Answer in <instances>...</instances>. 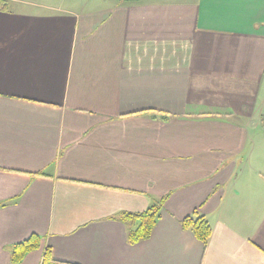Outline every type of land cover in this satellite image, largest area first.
Returning a JSON list of instances; mask_svg holds the SVG:
<instances>
[{
    "label": "crops",
    "instance_id": "crops-1",
    "mask_svg": "<svg viewBox=\"0 0 264 264\" xmlns=\"http://www.w3.org/2000/svg\"><path fill=\"white\" fill-rule=\"evenodd\" d=\"M33 234L19 264H264V0H0V264Z\"/></svg>",
    "mask_w": 264,
    "mask_h": 264
},
{
    "label": "trees",
    "instance_id": "trees-1",
    "mask_svg": "<svg viewBox=\"0 0 264 264\" xmlns=\"http://www.w3.org/2000/svg\"><path fill=\"white\" fill-rule=\"evenodd\" d=\"M126 1L137 2L140 0H126ZM164 202H165L164 200H161L160 202L151 206L148 210L142 213H138V214L123 213L121 215V219L123 221L134 220L139 222V226L137 227V229L134 231H130L128 234L129 243L135 244L150 237L157 223ZM183 225L186 228L192 229L194 235L203 244L205 245L207 244V241L211 236L212 229L208 221L205 219V217L200 216L197 217L196 219L190 217L186 218L183 221ZM40 246H41V238L36 234H33L26 240L14 245L9 250L12 263L14 264L21 263L24 260V258L27 256V254L38 250ZM42 264H76V263H69V262L56 260L53 257L51 250L47 249L45 251Z\"/></svg>",
    "mask_w": 264,
    "mask_h": 264
}]
</instances>
